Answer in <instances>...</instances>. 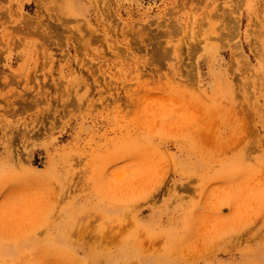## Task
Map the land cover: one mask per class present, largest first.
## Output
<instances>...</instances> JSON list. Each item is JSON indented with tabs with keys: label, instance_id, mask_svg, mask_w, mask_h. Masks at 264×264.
Listing matches in <instances>:
<instances>
[{
	"label": "rangeland",
	"instance_id": "rangeland-1",
	"mask_svg": "<svg viewBox=\"0 0 264 264\" xmlns=\"http://www.w3.org/2000/svg\"><path fill=\"white\" fill-rule=\"evenodd\" d=\"M0 264H264V0H0Z\"/></svg>",
	"mask_w": 264,
	"mask_h": 264
},
{
	"label": "bare ground",
	"instance_id": "bare-ground-1",
	"mask_svg": "<svg viewBox=\"0 0 264 264\" xmlns=\"http://www.w3.org/2000/svg\"><path fill=\"white\" fill-rule=\"evenodd\" d=\"M237 7V6H236ZM232 8H234V7H232ZM234 10L236 11V9L234 8ZM229 12H230V10H229ZM235 13V12H234ZM87 31V30H86ZM88 33H89V31H88ZM234 34V33H233ZM87 35V34H86ZM237 53H239V52H237ZM237 55V54H236ZM234 58V57H233ZM236 58V57H235Z\"/></svg>",
	"mask_w": 264,
	"mask_h": 264
}]
</instances>
